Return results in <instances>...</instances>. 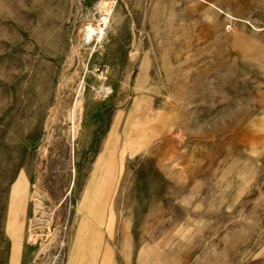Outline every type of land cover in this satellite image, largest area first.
Masks as SVG:
<instances>
[{
	"label": "rangeland",
	"instance_id": "1",
	"mask_svg": "<svg viewBox=\"0 0 264 264\" xmlns=\"http://www.w3.org/2000/svg\"><path fill=\"white\" fill-rule=\"evenodd\" d=\"M263 252L264 0H0V264Z\"/></svg>",
	"mask_w": 264,
	"mask_h": 264
},
{
	"label": "crops",
	"instance_id": "2",
	"mask_svg": "<svg viewBox=\"0 0 264 264\" xmlns=\"http://www.w3.org/2000/svg\"><path fill=\"white\" fill-rule=\"evenodd\" d=\"M108 165L105 168V171H104L105 174L108 172V170L110 172V169H109ZM104 185H105V183L102 186L105 187ZM99 187H100V185H99ZM91 191L92 192H90V194L88 196V203L91 202L92 205L95 208V209L93 208L94 211H92V209L90 211L92 213L91 215L93 216V215H96L97 212H98L97 208H98L99 202L101 201V199L103 197V195L101 194L103 192V190H100L99 191V194L96 193L94 196L92 194L93 193V190H91ZM83 216H85V215H83ZM85 217H87V216H85ZM98 232H99L98 230H96V229L93 230V228H91V227H90V229L89 228H86L84 232H81L80 229H79V231L76 233L77 234L76 235L77 237L75 239H79V240H80V238L86 239V240L89 241L88 243H86L87 245H90V246H92L94 248H98L99 247L98 246V242H96L97 239H100V237L98 235L99 234ZM76 247H77V245L75 246V248ZM260 261H261V264H264V252H263V254L261 256V260Z\"/></svg>",
	"mask_w": 264,
	"mask_h": 264
},
{
	"label": "bare ground",
	"instance_id": "3",
	"mask_svg": "<svg viewBox=\"0 0 264 264\" xmlns=\"http://www.w3.org/2000/svg\"><path fill=\"white\" fill-rule=\"evenodd\" d=\"M109 22H110V19H109L108 16H106L105 18L102 19L101 23H99V24L100 25H105V27L108 28ZM98 27H99L98 24L95 25V26H94L93 23L92 24H88L87 28H86V32H85V37L87 38V36H88V38L90 40L93 39V38H96V40L100 42L104 38L106 33L103 32V30L96 29ZM109 29H108V31H109ZM89 39H86V41L89 42L90 41Z\"/></svg>",
	"mask_w": 264,
	"mask_h": 264
}]
</instances>
